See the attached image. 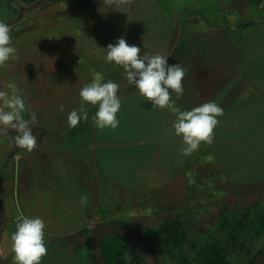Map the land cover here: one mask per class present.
Returning <instances> with one entry per match:
<instances>
[{"label":"crops","instance_id":"1","mask_svg":"<svg viewBox=\"0 0 264 264\" xmlns=\"http://www.w3.org/2000/svg\"><path fill=\"white\" fill-rule=\"evenodd\" d=\"M11 5L0 0L1 10ZM97 7L95 49L69 53L61 72L67 77L37 86L38 147L18 171L15 210L7 205L0 213V264H14L11 234L20 213L45 223L41 264H85L63 239L110 221L111 212L131 210L127 223L140 235L176 221L188 235L203 234L204 220L225 217L237 195L253 194L264 206V13L253 16L248 0H114ZM121 37L142 57L161 54L185 69L183 95L170 92L176 107L214 101L223 109L211 145L181 155L175 115L152 107L124 69L106 61L105 49ZM95 81L119 85L115 130L95 127L98 106L81 103V88ZM18 90L27 106L28 88ZM81 107L88 120L70 128L67 115Z\"/></svg>","mask_w":264,"mask_h":264},{"label":"rangeland","instance_id":"2","mask_svg":"<svg viewBox=\"0 0 264 264\" xmlns=\"http://www.w3.org/2000/svg\"><path fill=\"white\" fill-rule=\"evenodd\" d=\"M104 0H11V11L6 12L1 6L0 21H4L11 28V44L17 52V59H10L0 66V91L6 92L10 97L19 96V85L28 88V105L21 111V117L27 119L34 131V120L36 117V89L47 83L57 82L66 78L65 68L68 65L69 53L80 50H94L95 42L100 35V10L97 7ZM119 1V0H118ZM122 2V0H120ZM127 1V0H126ZM252 13L255 16L264 13V3L254 4L251 0ZM96 4V6H95ZM107 5V4H106ZM85 35L90 36L87 43L83 42ZM82 40V41H81ZM54 55V57H53ZM64 68V70H62ZM63 72V73H61ZM7 110V109H6ZM17 132L10 126L5 130L0 128V213L9 205L8 210L13 212L14 208V185L19 169L26 160L31 158L33 151L29 152L20 148L15 143ZM248 210V211H247ZM7 212V211H6ZM264 213V206L253 194L242 199L237 195L235 207L226 215L236 220L245 216L247 221L256 223V214ZM111 222L127 223L131 210L126 212H111ZM207 214V213H205ZM216 215V213H214ZM221 215L223 213H220ZM1 216V214H0ZM125 219V220H124ZM223 218L204 220L203 234L190 233V240L204 243L207 240L226 238L232 227L221 228ZM148 223V220H144ZM148 225V224H146ZM132 228V227H131ZM256 227L248 225L237 229L240 232L242 247L231 249L228 254L230 264H252L260 250L264 246V228L259 231ZM94 224L78 234L63 239L68 247L72 248L77 258L85 264H94L96 255L92 245V233ZM193 229V228H192ZM189 228V231H193ZM112 234H102L99 237L101 247L104 239ZM141 236L150 242L152 247L157 248L160 259H170V253L166 250L164 243L157 234H145ZM108 239V238H107ZM106 239V240H107ZM112 241H107L111 248ZM227 245V244H225ZM232 247L230 244H228ZM189 247V245H186ZM103 253L105 249L102 248ZM166 256V258L164 257Z\"/></svg>","mask_w":264,"mask_h":264},{"label":"clouds","instance_id":"3","mask_svg":"<svg viewBox=\"0 0 264 264\" xmlns=\"http://www.w3.org/2000/svg\"><path fill=\"white\" fill-rule=\"evenodd\" d=\"M114 0H104L113 3ZM11 28L0 21V66L10 59H17V50L10 46ZM105 59L108 63H115L124 69L129 84L135 85L145 101L158 109H167L175 115L173 128L177 136H182L183 147L181 155L190 156L199 149L201 143L211 145L214 141V129L219 121L217 117L223 115V109L214 101L206 102L191 110H181L176 107L170 92L179 99L184 92L183 79L185 69L179 64H169L167 56L156 54L141 56V48L130 45L121 37L113 45L107 46ZM119 85L108 81H95L85 85L80 90L82 105L87 103L98 106L92 117L94 126L100 130L110 128L115 130L119 126L117 113L121 108V101L117 96ZM24 105L19 96H9L0 91V128L11 127L16 130L15 143L18 147L31 152L38 147L36 136L31 126L24 122L21 111ZM7 109V110H6ZM88 112L81 107L79 112L72 110L67 115L68 126L75 128L81 119L88 120ZM88 197L81 198V203H87ZM45 223L39 217L29 218L20 213L15 231L11 234V252L14 264H41L47 255L44 239Z\"/></svg>","mask_w":264,"mask_h":264},{"label":"trees","instance_id":"4","mask_svg":"<svg viewBox=\"0 0 264 264\" xmlns=\"http://www.w3.org/2000/svg\"><path fill=\"white\" fill-rule=\"evenodd\" d=\"M251 2L259 5L264 3V0H251ZM224 218L221 228L232 227V231H230L228 237L207 240L204 243H200L197 240H190L178 221L172 224H162L158 229L159 234L157 235L160 236L166 250L170 253L169 257L172 259V264H230L228 258L229 251L231 249L236 250L238 246H243L240 232L237 229L245 225L250 227L258 226L257 229L259 231L264 228V213L256 214V223L247 220L245 222L248 216L239 220L230 217ZM144 240L160 264H170L168 260L162 261L157 254L158 249L152 247L146 239ZM107 241H112V246L109 244L111 248H108ZM187 244L189 247L186 246ZM102 246L101 248L105 249L103 254L107 264H145L136 254L132 246L119 235L112 234L107 236ZM164 257L166 258V256Z\"/></svg>","mask_w":264,"mask_h":264},{"label":"water","instance_id":"5","mask_svg":"<svg viewBox=\"0 0 264 264\" xmlns=\"http://www.w3.org/2000/svg\"><path fill=\"white\" fill-rule=\"evenodd\" d=\"M104 233L119 235L126 240L145 264H160L140 234L127 225L111 221H102L94 224L92 233V245L96 255L94 264H107L102 248L99 245V237ZM252 264H264V246Z\"/></svg>","mask_w":264,"mask_h":264}]
</instances>
